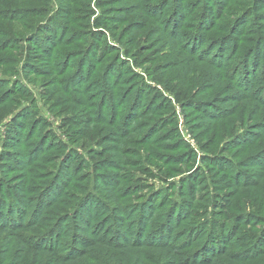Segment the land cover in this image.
Returning <instances> with one entry per match:
<instances>
[{"label": "rangeland", "instance_id": "rangeland-1", "mask_svg": "<svg viewBox=\"0 0 264 264\" xmlns=\"http://www.w3.org/2000/svg\"><path fill=\"white\" fill-rule=\"evenodd\" d=\"M40 1L0 0V264H264V0Z\"/></svg>", "mask_w": 264, "mask_h": 264}, {"label": "trees", "instance_id": "trees-1", "mask_svg": "<svg viewBox=\"0 0 264 264\" xmlns=\"http://www.w3.org/2000/svg\"><path fill=\"white\" fill-rule=\"evenodd\" d=\"M56 1H59L63 6H65V4H64V2H69V1H71V0H56ZM41 2H43V0H41L40 2H37L36 3V5H39V4H41ZM49 3H50V0H46V8L48 7V5H49ZM45 12V11H44ZM46 13H47V11H46ZM43 14V13H42ZM38 16L39 15H41V14H37ZM38 27V26H37ZM36 27V28H37ZM42 27H39L38 28V31L41 29ZM92 76V75H91ZM92 78V77H91ZM95 78V80L97 79V88L99 89V88H103V91H105V92H107L108 91V89H109V87L107 86V84H105L103 81H102V79L100 78V77H98V78H96V76L94 77ZM3 117V116H2ZM2 117H0V120L2 119ZM103 122V121H102ZM8 130L9 131H14V126H13V124L12 123H9V127H8ZM9 136V135H8ZM95 139V136L93 135L92 137H91V140H94ZM8 159V157H5L4 159ZM238 176H240V178L243 180V181H245V180H249V178L247 177V175L244 173V171L242 172V173H238L237 172V175H236V177L238 178ZM135 182H136V185L138 184V182L135 180ZM248 184H251V183H247L246 185H248ZM135 185V186H136ZM52 188H55V187H52ZM9 204V203H8ZM176 206V205H175ZM168 216H169V214H167ZM170 218H171V216H170ZM190 218H192V216H188L187 217V219H190ZM200 223V226H202V225H205V222H204V220H201V221H198L197 223H195V224H199ZM190 228V227H189ZM213 238V240L215 239V238H217V237H212ZM255 240V239H254ZM254 240H251L252 242L254 241ZM257 242H259V238H258V240H257ZM205 246H207V247H205L204 249H203V251L202 252H200V254L201 255H204V256H196L195 258L196 259H194V260H196L197 262H199L200 261V263L199 264H210L211 262V258L212 257H214L215 255L214 254H216L215 252H217L218 251V254H220L219 253V250H222L223 251V245L220 243H218L217 241H214L212 244L211 243H207L206 242V245ZM212 249V250H211ZM186 250V248H182V251H185ZM213 250H216V251H213ZM264 254V250H262V256H264L263 255ZM216 256H218V255H216ZM215 256V257H216ZM199 257V258H198ZM211 259V260H210ZM185 264H195V262H193L192 261V263H189V262H186Z\"/></svg>", "mask_w": 264, "mask_h": 264}]
</instances>
